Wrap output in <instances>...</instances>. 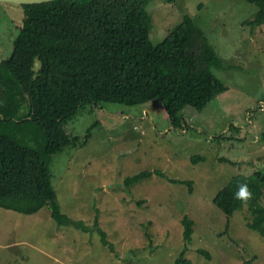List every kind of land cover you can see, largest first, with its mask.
Segmentation results:
<instances>
[{"label":"rangeland","instance_id":"374dc122","mask_svg":"<svg viewBox=\"0 0 264 264\" xmlns=\"http://www.w3.org/2000/svg\"><path fill=\"white\" fill-rule=\"evenodd\" d=\"M146 9L154 45L191 16L221 59L211 71L228 90L202 111L187 106L177 129L159 100L81 108L65 128L82 143L50 161L70 223L59 225L49 206L33 215L0 207V264H175L182 254L192 264H264V237L248 227V206L222 236L227 218L214 204L234 177L264 173V25L244 26L258 7L246 0H152ZM24 17L21 4L0 3L1 59L11 56ZM26 141L36 145L41 137ZM197 156L204 159L194 163ZM144 171L163 176L125 184ZM185 216L195 222L188 244Z\"/></svg>","mask_w":264,"mask_h":264},{"label":"trees","instance_id":"16d2710c","mask_svg":"<svg viewBox=\"0 0 264 264\" xmlns=\"http://www.w3.org/2000/svg\"><path fill=\"white\" fill-rule=\"evenodd\" d=\"M150 1L54 0L22 5L25 17L13 52L8 59L0 57L1 208L33 215L49 206L59 225L70 223L57 199L50 161L66 147L82 143L65 126L85 105L113 103L126 108L159 100L166 119L177 129L185 123L181 113L187 106L202 111L228 90L211 71L213 66L222 67V61L191 16L185 15L160 44L151 42L153 18L146 9ZM246 1L258 12L244 26H263L264 0ZM36 58L42 63L38 74L33 70ZM34 135L41 137L36 145L26 141ZM203 159L197 156L192 161ZM153 174L163 176L160 171H144L127 177L125 184L130 187ZM185 183L192 193V182ZM242 185H247L250 199L236 198ZM263 198L264 173L229 181L214 199L227 218L222 236L229 235L235 212L247 205L252 216L248 227L264 237ZM182 224L188 244L195 222L185 216ZM101 235L109 244L105 232ZM184 255L175 264H192Z\"/></svg>","mask_w":264,"mask_h":264},{"label":"water","instance_id":"95a60500","mask_svg":"<svg viewBox=\"0 0 264 264\" xmlns=\"http://www.w3.org/2000/svg\"><path fill=\"white\" fill-rule=\"evenodd\" d=\"M51 1H54V0H0V3L10 2V3L24 5V4H41V3L51 2ZM41 68H42V63L38 58H36L33 70L38 74ZM36 76L37 75H35V78Z\"/></svg>","mask_w":264,"mask_h":264},{"label":"clouds","instance_id":"9594fccd","mask_svg":"<svg viewBox=\"0 0 264 264\" xmlns=\"http://www.w3.org/2000/svg\"><path fill=\"white\" fill-rule=\"evenodd\" d=\"M145 113H147V111H144ZM236 198H242V199H250L251 198V193L247 188V185H242L240 186V191L236 194Z\"/></svg>","mask_w":264,"mask_h":264}]
</instances>
